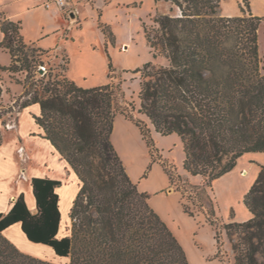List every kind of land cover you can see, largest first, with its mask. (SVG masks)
I'll list each match as a JSON object with an SVG mask.
<instances>
[{
    "label": "trees",
    "instance_id": "obj_1",
    "mask_svg": "<svg viewBox=\"0 0 264 264\" xmlns=\"http://www.w3.org/2000/svg\"><path fill=\"white\" fill-rule=\"evenodd\" d=\"M109 3L113 0H104ZM170 5L167 14L156 11L152 24L143 25L153 58L140 73V108L131 113L146 118L162 136L178 135L185 150L184 171L201 177L193 185L177 168L163 160L149 125L119 106L121 85L113 81L82 88L66 74L51 69L42 74L45 51L25 42L22 23L0 19L4 39L0 49L11 55L0 71L26 73L18 113L33 105L43 137L67 161L80 181V191L70 218L71 234L59 239L61 212L57 189L60 181L33 178L38 212L32 214L24 194L12 209L0 213V264H53L22 253L3 232L21 223L34 244L53 249L70 264H190L186 253L149 203V195L133 182L112 141L115 117L123 115L140 129L153 163H159L173 186L203 213L232 246L235 264H264V166L244 204L252 218L225 223L218 216L213 184L232 172L241 157L264 153V74L261 72L259 30L264 17L252 13L243 0L240 16H223L221 0H156ZM107 44L115 38L100 23ZM109 77L116 69L111 57ZM69 65V60H67ZM190 216L196 212L183 204Z\"/></svg>",
    "mask_w": 264,
    "mask_h": 264
},
{
    "label": "crops",
    "instance_id": "obj_2",
    "mask_svg": "<svg viewBox=\"0 0 264 264\" xmlns=\"http://www.w3.org/2000/svg\"><path fill=\"white\" fill-rule=\"evenodd\" d=\"M72 1L73 11L71 13L74 14V18H71L70 15L66 16L55 7L49 10L45 9L43 0H0V17L21 22L22 35L27 44L50 51L57 55V59L59 56H65L69 60L67 76L82 88L100 87L112 81L109 77V60L108 53L105 51L106 40L103 33L102 35L99 32L94 34L95 44L87 46L82 40L80 42V38L85 34L88 19L95 23L100 12L106 13L110 18L114 17L118 24L121 23V27L131 33L125 38L122 45H130L129 40L133 37L134 32L142 29L141 26H138L139 24L134 25V19L138 23L143 22L142 7L144 3L147 1L150 5L147 11L148 17L155 9L158 11L160 6L169 5L166 2H156V0H113L109 3L104 0ZM252 4L253 10H255L254 2ZM168 12L169 10L161 12V14ZM3 39L4 34L0 30V42ZM9 56L8 66L11 64V55L9 54ZM70 57L76 58V65L70 64ZM94 60L99 61L98 68H94ZM102 65L104 66L103 74L106 73L103 80L99 78L100 75L102 77V70H100ZM85 81L89 82L85 83ZM35 116H41L39 105H33L19 112L17 123L13 129H0V213H8L18 197L24 194L29 210L32 214H36L38 209L31 184L32 179L60 181L62 185L57 189L61 212L58 238L62 239L69 236L67 226L80 191L79 180L67 161L56 151L51 142L43 137V130L37 125ZM151 127L155 134H159L155 132L153 126ZM112 141L129 176L132 177L126 165H129V161L132 160L135 150L138 148L142 150L143 144L147 147L140 129L135 123L119 114L115 117ZM19 149L24 151L21 155H19ZM261 166H264V153L246 154L239 159L232 172L214 182L212 194L215 202L219 195L224 196L228 201L226 204H228L227 210L230 218L225 221L226 223H242L252 218L251 213L243 204L259 175ZM190 176L185 172L183 178L188 180ZM175 190L170 183L168 192L171 193ZM149 203L155 210V204L150 200ZM3 235L26 255L53 264H70L69 258L57 256L52 248L30 242L23 233L21 223L9 227L3 232Z\"/></svg>",
    "mask_w": 264,
    "mask_h": 264
},
{
    "label": "rangeland",
    "instance_id": "obj_3",
    "mask_svg": "<svg viewBox=\"0 0 264 264\" xmlns=\"http://www.w3.org/2000/svg\"><path fill=\"white\" fill-rule=\"evenodd\" d=\"M252 2H254L255 10H253ZM249 3L253 14L264 17V1L249 0ZM168 6H160L158 12L168 11L170 7ZM241 6L246 8V4L243 0H221V14L230 17L240 16ZM149 8L150 5L146 1L142 7V17L144 18L142 23H138L134 19V25L139 24L138 26H141L142 29L138 32H134L133 37L129 40L130 45H122V42L125 41V38L131 33L121 27V23L118 24L114 17L110 18L109 15H106V13L102 14V12H100L98 18L95 19V23H93L91 19L87 20L85 34L80 38V42L82 40L88 46L92 43L95 44V33L99 32L101 35L103 33V37H105L106 40L105 51H107L111 57L112 64L116 69L114 79L112 80L113 84L121 85L125 95L124 98H118V104L129 113H131V107L128 104L134 105L136 110L140 108L139 92L141 89V75L133 71L142 68L149 62L163 66H167L168 64L167 60L162 57L155 60L147 45L143 25L145 23L151 25V20L156 14L155 9L148 17L147 11ZM0 19L3 21L4 17H0ZM100 23L108 25L111 28L115 38L113 45L110 43L107 44V39L100 28ZM126 47H128V49H126ZM259 51L261 57V72L264 74V22L261 24L259 30ZM90 55H92V53H90ZM56 56L57 55L54 53L42 56V60L45 64L39 67L40 72L42 71L41 67H45V73H48L52 69L55 74H66L68 68L67 58L65 56H59L57 59ZM72 59L73 57H70V64L76 65V58L73 59V61ZM9 62V54L0 49V66H8ZM98 63L99 61L94 60V68H98ZM100 70H102V77L100 75L99 78L103 80L106 77V73L103 74V65ZM26 76V73L10 74L0 71V129L2 130L4 128L6 130L13 129L17 123L19 109L18 100L24 92L23 84L25 83ZM86 82L89 81H85V83ZM131 114H133L136 119L143 120L149 125L155 146L162 159L173 164L178 172L184 176L183 164L186 155L181 138L176 134L170 136L155 134L146 118H142L137 113ZM23 152V149H19V155ZM126 166L130 170L133 182L138 185V189L148 194L150 202L155 204V211L167 224L168 228L183 247L190 264H235L232 246L226 233L222 231L220 240L218 241L215 229L207 222L205 215L199 213L198 207L194 205L192 201L189 199L183 201L180 192L176 190L171 193L168 192L170 189L168 175L159 163L152 162L146 145H142V150L140 148L135 150V155L132 160L129 161V165ZM188 180L193 185L203 184V180L198 176H190ZM223 197L224 196L219 195L216 205L219 218L225 222L230 218V214L227 210V198ZM184 202L190 210L198 214L194 217L187 214L184 211ZM243 205L245 206V204ZM73 223L74 221L70 219L67 226L69 235L71 234Z\"/></svg>",
    "mask_w": 264,
    "mask_h": 264
},
{
    "label": "built area",
    "instance_id": "obj_4",
    "mask_svg": "<svg viewBox=\"0 0 264 264\" xmlns=\"http://www.w3.org/2000/svg\"><path fill=\"white\" fill-rule=\"evenodd\" d=\"M43 7L47 10L55 7L62 13L70 15L73 11V1L72 0H43ZM41 73L45 74L46 68L41 67Z\"/></svg>",
    "mask_w": 264,
    "mask_h": 264
},
{
    "label": "water",
    "instance_id": "obj_5",
    "mask_svg": "<svg viewBox=\"0 0 264 264\" xmlns=\"http://www.w3.org/2000/svg\"><path fill=\"white\" fill-rule=\"evenodd\" d=\"M70 17H71V18H74V14H73V13H71V14H70Z\"/></svg>",
    "mask_w": 264,
    "mask_h": 264
}]
</instances>
